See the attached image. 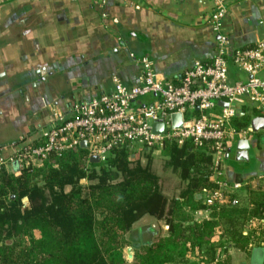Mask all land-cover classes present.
Wrapping results in <instances>:
<instances>
[{
  "label": "crops",
  "instance_id": "crops-1",
  "mask_svg": "<svg viewBox=\"0 0 264 264\" xmlns=\"http://www.w3.org/2000/svg\"><path fill=\"white\" fill-rule=\"evenodd\" d=\"M211 11V0H0V146L39 144L54 113L67 114L75 103L113 94L115 80L127 88L137 85L142 74L138 59H148L162 81L179 85L195 62L208 64L215 56L217 35L208 25ZM222 28L229 55L254 47L264 39V0H227ZM229 80L245 78L229 65ZM154 100L146 96L140 103ZM237 117L240 120L233 123H245L253 134L247 149L235 144L228 150L222 168L228 184L264 176L262 118L248 105ZM10 155L11 151L2 153L3 158ZM147 155H141L142 166ZM149 158L162 194L177 201L184 215L182 225L191 230L193 224L209 221L201 205L204 190L190 191L192 200L185 202L181 197L188 182L166 166L163 175L157 168V161L167 158L165 151ZM263 194L264 186L242 190L241 208L249 209L250 199ZM168 229L164 221L144 216L127 238L141 247L167 239ZM183 236L186 239L188 233ZM248 244L242 251L228 242L223 263L264 264V245ZM208 246L201 244L197 250L206 252ZM188 247L184 245L182 258L166 264H193L185 259ZM134 252L125 247V261L131 263Z\"/></svg>",
  "mask_w": 264,
  "mask_h": 264
},
{
  "label": "trees",
  "instance_id": "trees-1",
  "mask_svg": "<svg viewBox=\"0 0 264 264\" xmlns=\"http://www.w3.org/2000/svg\"><path fill=\"white\" fill-rule=\"evenodd\" d=\"M234 125L244 128L246 124ZM147 154L143 151L130 157L126 151L116 150L105 161L90 164L81 148L54 159L42 170L23 171L18 177L3 172L0 264H166L183 257L184 251L174 256L180 245L193 250L206 244V253L211 254L209 239L217 228L223 230L231 247L247 248L249 237L242 235L239 227L250 218L264 221V194L250 199L249 209H222L190 230L182 225L184 215L177 201L162 194ZM141 155H147L145 166L140 163ZM165 156V166L188 182L181 197L185 202L192 200L190 191L212 188L207 153L172 145ZM144 216L164 221L168 237L134 247L127 237ZM128 246L135 251L131 263L122 255Z\"/></svg>",
  "mask_w": 264,
  "mask_h": 264
},
{
  "label": "built area",
  "instance_id": "built-area-1",
  "mask_svg": "<svg viewBox=\"0 0 264 264\" xmlns=\"http://www.w3.org/2000/svg\"><path fill=\"white\" fill-rule=\"evenodd\" d=\"M211 2L208 25L217 35V46L210 63L195 62L185 71L179 85H174L159 79L148 59L136 60L142 71L137 85L127 88L115 80L113 94L75 103L67 114L54 113L52 124L42 132L39 144L0 146V176L5 172L18 177L23 171L40 170L63 154L81 149V143H85L86 160L95 156L99 163L116 150H124L130 157L143 151L159 156L172 145L189 146L211 158L213 186L204 190L201 197L208 217L225 208L239 207L241 191L263 187L264 176L228 184L222 178V168L228 150L239 141H249L253 134L250 127H235L233 121L239 109L250 106L264 126V39L252 48L237 49L229 55L222 28L227 0ZM229 65L245 80L230 82ZM146 96H154L155 100L141 104ZM175 114L181 117L177 129L171 119ZM156 124L162 127L161 132L153 131ZM6 151H11V155L3 158ZM215 231L217 243L212 253L194 248L185 255L188 262L220 264L225 259L226 236L221 228ZM241 233L249 237V248L264 245L263 220H246Z\"/></svg>",
  "mask_w": 264,
  "mask_h": 264
},
{
  "label": "water",
  "instance_id": "water-1",
  "mask_svg": "<svg viewBox=\"0 0 264 264\" xmlns=\"http://www.w3.org/2000/svg\"><path fill=\"white\" fill-rule=\"evenodd\" d=\"M219 104L221 106H226V104H224V103H219ZM171 119H172V126H173V128H175V129L179 128L180 127V124H181V117L179 115L175 114V115L172 116ZM161 129H162V127L160 125H158V124H156L153 127V131H155V132H161ZM237 144L240 145V147H242V148H246V149L248 148V142L247 141H239ZM80 148L84 149L85 148V143H81L80 144ZM88 162L90 164H99V159L97 157H95V156H92V157H90L88 159ZM22 202L24 204H26L27 203V199L24 198L22 200ZM126 254H127V257L128 258H131L132 257V252H131V249L130 248L126 249Z\"/></svg>",
  "mask_w": 264,
  "mask_h": 264
},
{
  "label": "rangeland",
  "instance_id": "rangeland-1",
  "mask_svg": "<svg viewBox=\"0 0 264 264\" xmlns=\"http://www.w3.org/2000/svg\"><path fill=\"white\" fill-rule=\"evenodd\" d=\"M156 157V156H155ZM161 157V156H160ZM159 157V158H160ZM164 161L165 160H158L157 161V168H159L160 170H161V172H162V175L165 173V169H164V166H165V163H164ZM215 236V235H214ZM214 242L215 243H217V237L215 236L214 237ZM15 241V244H18L19 246H24L25 244H23V242L22 241H20V240H14ZM214 242H213V246H214ZM24 243H26V242H24ZM184 246H182V245H180V246H178V249H177V252L175 251V256L179 253V251H183V248Z\"/></svg>",
  "mask_w": 264,
  "mask_h": 264
}]
</instances>
